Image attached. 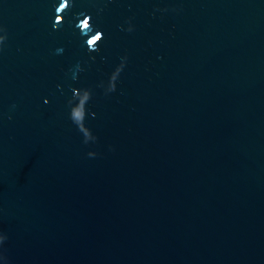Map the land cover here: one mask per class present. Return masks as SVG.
<instances>
[{
  "label": "water",
  "instance_id": "obj_1",
  "mask_svg": "<svg viewBox=\"0 0 264 264\" xmlns=\"http://www.w3.org/2000/svg\"><path fill=\"white\" fill-rule=\"evenodd\" d=\"M0 235V264H264V0H0Z\"/></svg>",
  "mask_w": 264,
  "mask_h": 264
},
{
  "label": "clouds",
  "instance_id": "obj_2",
  "mask_svg": "<svg viewBox=\"0 0 264 264\" xmlns=\"http://www.w3.org/2000/svg\"><path fill=\"white\" fill-rule=\"evenodd\" d=\"M113 91H115V88H113ZM70 100L72 101L71 103H69V105L71 106L70 119H71V120L77 125V128H78V130L80 131V129H79V125H80V123L82 122L83 117H82L81 115L76 114V112H75V110H74L76 107H78V105H79V100H78V99H76V100H72V99H70ZM70 100H69V101H70ZM47 102H48V101L46 100L45 103H47ZM87 102H88V101H87ZM95 140H96V137H95ZM84 143L87 144L86 141H84ZM87 155H88L89 157H95V156L97 155V153H95V152H91V151H90V152H88ZM6 239H7L6 235H0V245H2ZM0 258H3V259L6 260V257H4L2 253H0Z\"/></svg>",
  "mask_w": 264,
  "mask_h": 264
}]
</instances>
